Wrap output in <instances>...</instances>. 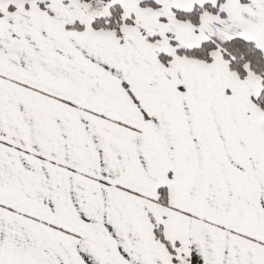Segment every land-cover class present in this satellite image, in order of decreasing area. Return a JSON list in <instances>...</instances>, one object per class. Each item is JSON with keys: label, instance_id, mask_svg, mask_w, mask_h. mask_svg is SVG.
Returning <instances> with one entry per match:
<instances>
[{"label": "snow or ice", "instance_id": "1", "mask_svg": "<svg viewBox=\"0 0 264 264\" xmlns=\"http://www.w3.org/2000/svg\"><path fill=\"white\" fill-rule=\"evenodd\" d=\"M0 264H264V0H0Z\"/></svg>", "mask_w": 264, "mask_h": 264}]
</instances>
